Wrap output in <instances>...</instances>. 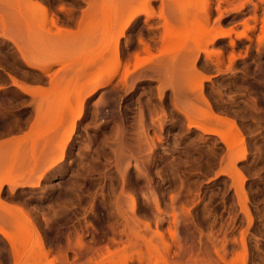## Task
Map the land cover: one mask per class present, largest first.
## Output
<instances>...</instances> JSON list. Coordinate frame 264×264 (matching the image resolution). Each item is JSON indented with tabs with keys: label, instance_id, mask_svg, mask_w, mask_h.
Instances as JSON below:
<instances>
[{
	"label": "rangeland",
	"instance_id": "rangeland-1",
	"mask_svg": "<svg viewBox=\"0 0 264 264\" xmlns=\"http://www.w3.org/2000/svg\"><path fill=\"white\" fill-rule=\"evenodd\" d=\"M30 1L0 0V264H264V0Z\"/></svg>",
	"mask_w": 264,
	"mask_h": 264
},
{
	"label": "bare ground",
	"instance_id": "bare-ground-1",
	"mask_svg": "<svg viewBox=\"0 0 264 264\" xmlns=\"http://www.w3.org/2000/svg\"><path fill=\"white\" fill-rule=\"evenodd\" d=\"M28 2H26V0H25V2L26 3H31V2H33V1H30V0H27ZM34 4H37V2L36 3H34ZM145 5H150L151 4V0H148L147 2H145L144 3ZM38 8L43 12V14L45 15V16H47L48 15V9L44 6V5H42V4H39L38 3ZM146 15H147V17L148 18H150V17H152L153 15H151V13H149L148 11H146ZM134 17V15L133 16H131V19ZM45 20V19H44ZM50 22H52L51 23V25H55L56 27H57V31H56V33L58 32V34H60V35H70V32H69V30L68 29H64V28H62V27H60V26H57V22H56V20L54 19V17L52 18L51 17V20L50 19H48ZM47 20V23L46 24H49V21ZM126 27V25L123 27V29ZM48 33H50V32H48ZM226 34H228V33H224V35H226ZM102 68V67H101ZM104 76H106V75H98V76H96V78L93 80V81H88V83L86 84V86L84 87V89L85 90H87V91H89V92H91V93H94L95 91H97L98 89H99V87L101 86V84H103V82L102 83H99V82H101L102 81V79H103V77ZM113 76H114V74H110L109 75V79L107 80V82H109V80L111 79V78H113ZM94 83H97L96 85H94ZM105 83H106V81H105ZM133 156H134V154H133ZM126 157H127V155H126ZM135 160V159H134ZM137 160V159H136ZM123 176V175H122ZM124 179V178H123ZM30 183H32V182H30ZM121 191V193L124 191H122V189L120 190ZM118 195H120L119 193H118ZM123 196V195H122ZM122 196H119V197H117L118 199H117V203H118V205L117 206H122V204H120L122 201H125V199L122 197ZM126 197H127V195H126ZM124 200H123V199ZM120 204V205H119ZM116 206V205H115ZM122 208H124V207H118V209H119V211H123V213H125L126 211H124ZM125 209V208H124ZM132 209L134 210L135 209V205H133V207H132ZM131 209V210H132ZM127 213H125L124 215H126ZM134 214V213H133ZM132 214V215H133ZM120 216V215H119ZM123 216V215H122ZM131 216V215H130ZM125 217H127V215L125 216ZM129 217V216H128ZM134 217H136L135 216V214H134ZM126 219H128V218H126ZM132 219V218H131ZM131 219H129V220H131ZM128 221V220H127ZM135 221V220H134ZM130 222V221H129ZM131 223V222H130ZM132 224V223H131ZM129 225V224H128ZM130 226V228H131V225H129ZM112 228H114V229H116L115 227H112ZM112 228H111V230H112ZM114 229H113V231H114ZM133 229V228H132ZM134 231V230H133ZM132 231V232H133ZM133 234H135L134 232H133Z\"/></svg>",
	"mask_w": 264,
	"mask_h": 264
}]
</instances>
